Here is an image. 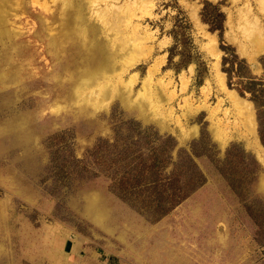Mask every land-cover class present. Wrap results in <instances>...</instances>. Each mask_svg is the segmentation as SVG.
I'll return each instance as SVG.
<instances>
[{"label":"rangeland","instance_id":"obj_1","mask_svg":"<svg viewBox=\"0 0 264 264\" xmlns=\"http://www.w3.org/2000/svg\"><path fill=\"white\" fill-rule=\"evenodd\" d=\"M263 2L0 0V264H264Z\"/></svg>","mask_w":264,"mask_h":264},{"label":"trees","instance_id":"obj_2","mask_svg":"<svg viewBox=\"0 0 264 264\" xmlns=\"http://www.w3.org/2000/svg\"><path fill=\"white\" fill-rule=\"evenodd\" d=\"M211 4L210 3H206L205 4V7L203 9V13H202V17H203V20L207 23H211L213 24L214 23V19H212L213 17L209 14L207 15V8L210 6ZM217 15V14H216ZM219 18L221 17L222 18V14H218L217 15ZM217 17V18H218ZM223 49L225 51L228 52V47H225L223 46ZM238 61V56L235 54V53H231V59H227V58H224L223 60V64L226 66L227 64H230L229 66L231 68H227L225 69V72L228 73V76L230 75V72L237 66L238 64V70L240 68V66H244V61ZM161 160L160 158L158 159L157 156L155 155L154 159L150 160V159H145V161L147 162V165H144L146 167H144V171L141 172L140 170H138L139 172H135L134 173V170H131V171H127L124 175L126 178V180L129 182L130 181V178L133 177V175H136V174H143L148 176L149 177V181H147L146 183V186H149V187H152V189H154V187L157 186V183L159 181H157V178H153L152 175H156L157 174V169H158V166H159V163ZM189 161V159H187ZM194 167V164L193 163H188V162H183L182 164V172L185 171V170H188L187 167ZM142 177H138L136 176L135 177V182L133 184H138L137 186H139L140 182H141V179ZM185 180L184 181V187H178L177 189L179 191H173L172 188H175V187H169V185L167 187L171 188V192L168 191L166 188L164 189L165 192H168L170 195L169 197L167 196L166 200H161L159 199L158 200V208L160 207V217L164 214H167L174 206H176L177 204H179L181 201H183L189 194L192 193V191L196 188V187H199V186H202V184L204 183V177L199 174V173H196V175L192 174V175H189L187 178L185 177Z\"/></svg>","mask_w":264,"mask_h":264},{"label":"bare ground","instance_id":"obj_3","mask_svg":"<svg viewBox=\"0 0 264 264\" xmlns=\"http://www.w3.org/2000/svg\"><path fill=\"white\" fill-rule=\"evenodd\" d=\"M264 0H262L263 2ZM135 2V1H133ZM264 3V2H263ZM137 4V3H136ZM135 4V5H136ZM130 6V5H129ZM264 9V8H263ZM80 16V15H79ZM78 16V17H79ZM81 17V16H80ZM109 19V18H108ZM118 19V18H117ZM122 20V19H121ZM247 20V19H246ZM77 21V20H76ZM116 21V20H115ZM120 21V20H119ZM84 22V21H83ZM121 22V21H120ZM76 23V22H75ZM80 24V22H79ZM84 26V25H83ZM79 26L77 25L76 28H78ZM84 29V28H83ZM251 29V28H250ZM78 30H80L78 28ZM253 30V28H252ZM83 32V30H81ZM264 32H262L261 28H256L253 31H251V33L249 34L250 39H251V43L253 44L255 51H264ZM84 34V33H83ZM120 34V33H119ZM114 35V34H113ZM121 35V34H120ZM99 38V37H98ZM115 38V37H114ZM113 39V38H112ZM249 39V40H250ZM116 40V39H115ZM248 40V41H249ZM118 41V39H117ZM113 42V41H112ZM119 47V46H118ZM128 48V47H127ZM114 52V51H113ZM114 56V55H112ZM116 56V55H115ZM110 58V57H109ZM116 59V58H115ZM108 60V58L106 59ZM122 62V61H121ZM105 63V61H104ZM118 63V62H117ZM107 63H105L106 65ZM114 64V63H113ZM113 66L107 64L105 67H103L104 69L102 70V75L103 77H106V73H108L107 71H111V68ZM120 67V66H119ZM101 68V67H100ZM128 68V67H127ZM107 69V70H105ZM123 70V69H122ZM158 72V71H157ZM93 75V74H92ZM93 78V77H92ZM94 81V79H93ZM100 83V82H99ZM103 87V86H102ZM102 90V89H101ZM223 137V136H222ZM247 145L255 152L256 156L259 158V160L264 164V149L261 146V144L258 141L257 135L255 130L250 131L249 136L247 138Z\"/></svg>","mask_w":264,"mask_h":264}]
</instances>
